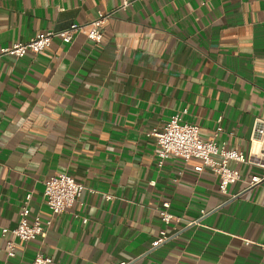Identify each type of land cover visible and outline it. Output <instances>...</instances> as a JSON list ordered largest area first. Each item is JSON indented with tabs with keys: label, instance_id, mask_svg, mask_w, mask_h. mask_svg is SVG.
<instances>
[{
	"label": "crops",
	"instance_id": "crops-1",
	"mask_svg": "<svg viewBox=\"0 0 264 264\" xmlns=\"http://www.w3.org/2000/svg\"><path fill=\"white\" fill-rule=\"evenodd\" d=\"M99 13L110 14L99 43L78 33L0 58V223L15 227L25 205L51 221L45 237L16 239L12 257L0 232V264L39 253L49 264H264V180L248 184L264 170L230 163L241 177L223 194L197 159L159 166L149 135L178 113L204 140L220 125L219 145L256 147L264 0H0V49ZM60 172L86 189L56 215L44 189ZM161 231L168 240L152 247Z\"/></svg>",
	"mask_w": 264,
	"mask_h": 264
},
{
	"label": "built area",
	"instance_id": "built-area-1",
	"mask_svg": "<svg viewBox=\"0 0 264 264\" xmlns=\"http://www.w3.org/2000/svg\"><path fill=\"white\" fill-rule=\"evenodd\" d=\"M109 16L110 14L99 13L95 19L88 22H75L60 30L47 29L27 41L16 42L1 48L0 58L3 56L20 58L28 52L38 53L48 47L54 39H61L69 43L78 33H84L89 40L99 43L103 38L102 25ZM221 131L222 127L218 125L214 133L215 138L204 140L200 137L199 126L184 121L182 115L177 113L170 117L162 129L154 128L149 135L156 140L155 155L159 166L171 157L181 158L184 161L197 159L200 164L195 169L202 171L207 167L216 173L219 177V190L226 194L228 186L241 177L240 171L237 168H231L230 163L255 165L264 170V119L256 118L254 121L251 144H255L256 147L252 145V149L248 153L219 145L216 137ZM262 180H264V175H253L248 181L249 187L259 184ZM85 189V186L77 182L72 175L60 172L50 176L45 181L44 197L50 211L57 215L77 203ZM30 196L28 194L26 200H29ZM107 198L110 199L111 195H107ZM159 215L165 224L177 219L170 210L169 201L162 203ZM50 224L51 221L44 222L39 215L30 217V211L26 205L23 207L20 220L15 227L8 228L0 223L2 235H12L6 241L7 255L9 257L15 255L16 239L28 242L38 237H45ZM168 238L167 233L161 231L159 237L152 243V247L167 241ZM50 262V257L39 253L36 255L33 264H49ZM118 264L126 263L120 262Z\"/></svg>",
	"mask_w": 264,
	"mask_h": 264
}]
</instances>
